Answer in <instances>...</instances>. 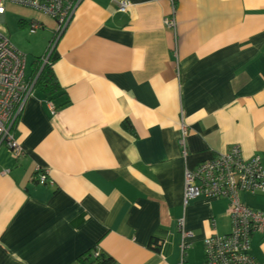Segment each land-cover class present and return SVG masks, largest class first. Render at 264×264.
<instances>
[{"label": "crops", "instance_id": "crops-1", "mask_svg": "<svg viewBox=\"0 0 264 264\" xmlns=\"http://www.w3.org/2000/svg\"><path fill=\"white\" fill-rule=\"evenodd\" d=\"M129 1H82L51 59L65 96L34 90L13 128L23 155L0 149V264H207L229 205L185 207V173L234 146L264 165V0ZM241 199L264 213V194ZM251 255L264 264V236Z\"/></svg>", "mask_w": 264, "mask_h": 264}, {"label": "built area", "instance_id": "built-area-1", "mask_svg": "<svg viewBox=\"0 0 264 264\" xmlns=\"http://www.w3.org/2000/svg\"><path fill=\"white\" fill-rule=\"evenodd\" d=\"M82 1L0 0V27L5 24L6 6L14 5L58 22L61 36ZM111 1L117 5L118 14L127 15L133 8L129 0ZM165 24L169 29L176 28L174 19L166 20ZM29 26L33 36L43 28L34 22ZM53 51L50 58L43 61V66L51 59ZM26 67V57L12 46L10 39L0 30V149H8L14 159H19L24 151L14 138L13 128L34 91L28 81ZM184 137L185 134L181 146L185 144ZM39 182L53 185L47 173L39 175ZM243 194H264V165L258 155L245 158L238 146L199 165L195 171L185 173V207L198 199L226 200L229 205L230 234H214L204 242L207 264H258L251 255V242L254 235L264 236V213L245 206L241 199Z\"/></svg>", "mask_w": 264, "mask_h": 264}, {"label": "rangeland", "instance_id": "rangeland-1", "mask_svg": "<svg viewBox=\"0 0 264 264\" xmlns=\"http://www.w3.org/2000/svg\"><path fill=\"white\" fill-rule=\"evenodd\" d=\"M31 22L41 24L43 27L34 36L29 32ZM59 27L58 22L44 14L7 5L5 24L0 27V30L10 39L12 46L26 57L27 73H29L35 62L38 60L43 62L51 55L58 39L56 34Z\"/></svg>", "mask_w": 264, "mask_h": 264}, {"label": "trees", "instance_id": "trees-1", "mask_svg": "<svg viewBox=\"0 0 264 264\" xmlns=\"http://www.w3.org/2000/svg\"><path fill=\"white\" fill-rule=\"evenodd\" d=\"M28 25V24H27ZM59 31L57 32L58 39H60ZM60 37V38H59ZM57 41V40H56ZM32 85L34 90L39 91L47 101H54L57 97L65 96L62 93L61 87L57 82L55 74L53 72L51 59L46 65L43 66L42 60L37 61V66L32 72L28 80ZM66 105V104H65ZM62 105L61 107H64ZM124 128L132 135H134V130L129 122H125ZM259 235V234H257ZM255 236V235H254ZM253 236V237H254ZM263 236V235H261ZM252 237V239H253ZM152 250L156 253L160 252L161 244L155 240L151 243ZM81 264H116L113 259L107 257L104 254H99L98 252L91 254L87 253L79 258Z\"/></svg>", "mask_w": 264, "mask_h": 264}, {"label": "clouds", "instance_id": "clouds-1", "mask_svg": "<svg viewBox=\"0 0 264 264\" xmlns=\"http://www.w3.org/2000/svg\"><path fill=\"white\" fill-rule=\"evenodd\" d=\"M60 37H61V36H60ZM60 37H59V38H60ZM51 59H52V56H51Z\"/></svg>", "mask_w": 264, "mask_h": 264}, {"label": "water", "instance_id": "water-1", "mask_svg": "<svg viewBox=\"0 0 264 264\" xmlns=\"http://www.w3.org/2000/svg\"><path fill=\"white\" fill-rule=\"evenodd\" d=\"M49 58H50V56H49Z\"/></svg>", "mask_w": 264, "mask_h": 264}]
</instances>
